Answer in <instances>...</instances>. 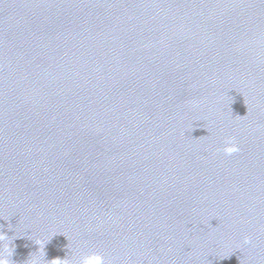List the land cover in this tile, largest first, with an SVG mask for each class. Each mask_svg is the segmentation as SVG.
<instances>
[{"label":"water","instance_id":"water-1","mask_svg":"<svg viewBox=\"0 0 264 264\" xmlns=\"http://www.w3.org/2000/svg\"><path fill=\"white\" fill-rule=\"evenodd\" d=\"M0 230L11 264H264V0H0Z\"/></svg>","mask_w":264,"mask_h":264},{"label":"clouds","instance_id":"clouds-1","mask_svg":"<svg viewBox=\"0 0 264 264\" xmlns=\"http://www.w3.org/2000/svg\"><path fill=\"white\" fill-rule=\"evenodd\" d=\"M222 151L224 155L232 156L233 154L238 153L240 151V148L236 144L234 138H229L228 140L225 141V147H223ZM8 239H9V236L7 235V233L5 231L0 230V244H2L3 241L8 240ZM244 243L250 244L251 240L248 237H245ZM36 245L39 246L38 251H40L41 248L44 247L43 242L40 240L36 241ZM13 253H14V250L10 244H3V250L0 251V264H11L9 257L12 258ZM51 261H53V264H71V262L67 259V257L65 259L56 258ZM30 264H40L39 258L34 257L30 261ZM78 264H105V262H104V257L102 255L93 253L90 255L82 256L79 259Z\"/></svg>","mask_w":264,"mask_h":264}]
</instances>
